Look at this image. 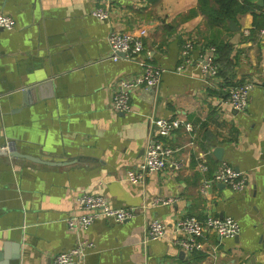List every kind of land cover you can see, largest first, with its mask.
Listing matches in <instances>:
<instances>
[{"label": "crops", "instance_id": "crops-1", "mask_svg": "<svg viewBox=\"0 0 264 264\" xmlns=\"http://www.w3.org/2000/svg\"><path fill=\"white\" fill-rule=\"evenodd\" d=\"M238 1L248 8L217 21V0L204 7L200 0H0V12L15 21L13 29H0V146L13 141L20 152L58 162L0 155V263L52 264L84 238L95 246L72 264H264V2ZM100 6L110 9V19L92 14ZM115 27H146L144 56L164 68L157 88L135 90L129 112L112 109V93L141 68L123 54L111 57ZM189 37L196 40L193 61L178 72ZM213 40L231 48L227 78L198 65ZM246 81L255 83L248 108L235 112L223 104L228 93L220 83ZM151 117L192 126L162 138L179 148L185 165L134 185L125 175L143 157L155 129ZM202 155L206 172L197 168ZM220 161L248 174L242 191L223 183L201 191ZM82 193L102 194L114 206L149 207L122 223L101 218L72 229L66 218L79 211ZM157 195L173 201L152 206ZM227 215L239 221L240 233L208 231L192 253L177 245L173 230L147 236L153 216L173 223Z\"/></svg>", "mask_w": 264, "mask_h": 264}, {"label": "built area", "instance_id": "built-area-1", "mask_svg": "<svg viewBox=\"0 0 264 264\" xmlns=\"http://www.w3.org/2000/svg\"><path fill=\"white\" fill-rule=\"evenodd\" d=\"M110 9L107 6L96 7L92 14L100 20L110 19ZM14 19L5 13L0 12V29L11 30L14 28ZM264 37V26L260 30ZM148 34L146 27H140L137 32L123 30L115 27L108 35V42L112 50V58L117 60L123 54L127 58L135 59L141 70L138 74L121 78L114 87L111 99V107L116 112H129L132 108V94L140 87L157 88L160 83L164 68L149 62L144 56V39ZM195 38L189 37L183 42L181 48L182 62L176 67V71H185L187 65L193 61L192 53L195 47ZM205 53L199 59L198 65L204 74L213 78L218 77L219 66L216 61L217 50L214 45H206ZM224 90H227V97L223 99V104L229 106L235 112L245 111L249 105L250 92L255 83L251 81L243 82L239 85H224L220 83ZM155 125V129L149 135L145 151L141 161L131 169H128L125 180L136 185L145 180V175L163 172L167 167L179 173L185 163L177 153L179 148L172 146L162 138H169L176 129L185 126L189 131H193L191 125H185L179 118L158 117L150 118ZM197 168L206 172L210 165L203 155L198 161ZM248 174L234 167L227 161H220L213 170L212 177L203 181L201 191L204 193L211 188L213 183H224L234 191H242L245 188ZM173 198L155 196L151 205L171 203ZM78 212H73L66 218L67 224L72 229H87L96 220L105 218L115 223L128 221L134 218L139 211L146 210L149 206H114L102 194L82 193L76 198ZM170 230L176 233L175 242L184 250L192 253L202 246L200 238L206 232L212 231L220 237H235L240 233L239 221L233 216L224 217L208 216L199 219L196 216H185L177 218L173 223H168L158 216L150 217L147 227L148 239H158L165 236ZM95 246L90 239L80 238L70 249L57 253L52 264H72L85 261L88 250Z\"/></svg>", "mask_w": 264, "mask_h": 264}, {"label": "trees", "instance_id": "trees-1", "mask_svg": "<svg viewBox=\"0 0 264 264\" xmlns=\"http://www.w3.org/2000/svg\"><path fill=\"white\" fill-rule=\"evenodd\" d=\"M218 7L212 9V11L217 15L218 20H226L232 17L237 12H244L247 8V4H242L238 0H217ZM201 6L207 5V0H200ZM249 4V3H248ZM212 45L216 46L217 58L216 61L219 66V75H224L227 78L229 73V68L232 65V59L230 57L231 48L227 42H217L213 40ZM233 83V82H229ZM231 85H235L234 83ZM168 142V141H167ZM169 143V142H168ZM213 172V171H212ZM194 252V251H193Z\"/></svg>", "mask_w": 264, "mask_h": 264}, {"label": "water", "instance_id": "water-1", "mask_svg": "<svg viewBox=\"0 0 264 264\" xmlns=\"http://www.w3.org/2000/svg\"><path fill=\"white\" fill-rule=\"evenodd\" d=\"M258 1L260 4H263V2H264V0H258ZM214 152L220 159H222V157H221V154L223 152L222 147H216ZM6 154H10V155L18 156V157H23V158H26L28 160H31V161L37 162V163H46V164H57L58 163L56 161L44 159L42 157L30 154V153L20 152L17 150L15 142H13V141L4 142V144H2L0 146V155H6ZM0 264H3V263H0Z\"/></svg>", "mask_w": 264, "mask_h": 264}, {"label": "rangeland", "instance_id": "rangeland-1", "mask_svg": "<svg viewBox=\"0 0 264 264\" xmlns=\"http://www.w3.org/2000/svg\"><path fill=\"white\" fill-rule=\"evenodd\" d=\"M110 12H111V11H110ZM110 18H111V13H110ZM14 25H15V23H14ZM137 31H138V30H137ZM137 31H136V32H137ZM195 41H196V40H195ZM162 75H163V74H162ZM161 79H162V77H161ZM160 83H161V80H160ZM136 216H137V215H136ZM136 216H135V217H136ZM123 222H125V221H123ZM118 223H122V222H118ZM166 234H167V233H166ZM166 234H165V235H166ZM177 245L180 246L179 244H177ZM180 247H181V246H180Z\"/></svg>", "mask_w": 264, "mask_h": 264}]
</instances>
